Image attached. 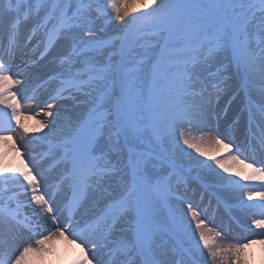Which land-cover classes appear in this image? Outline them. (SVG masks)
Instances as JSON below:
<instances>
[{
    "label": "snow or ice",
    "instance_id": "6c2138e0",
    "mask_svg": "<svg viewBox=\"0 0 264 264\" xmlns=\"http://www.w3.org/2000/svg\"><path fill=\"white\" fill-rule=\"evenodd\" d=\"M135 5L0 0V140L13 141L18 97L49 118L31 166L19 148L17 166L0 163V264L60 238L79 248L73 264H208L264 245V0ZM192 131L250 173L193 156L208 154ZM210 189L244 242L206 235Z\"/></svg>",
    "mask_w": 264,
    "mask_h": 264
},
{
    "label": "bare ground",
    "instance_id": "6f19581e",
    "mask_svg": "<svg viewBox=\"0 0 264 264\" xmlns=\"http://www.w3.org/2000/svg\"><path fill=\"white\" fill-rule=\"evenodd\" d=\"M117 3L120 2V0H116ZM109 3H111V0H109ZM129 4L130 7H135V0H129ZM108 34L109 35H115V30L113 28H108ZM51 57H49L50 59ZM47 63V60L42 61L41 64ZM26 100V99H23ZM12 102V101H10ZM4 105H0V108H3ZM65 108H69L71 107V102H67L64 105ZM25 108H26V112L28 113V111H30L29 114L24 115V117L22 118V121L20 123V126L18 128V130L14 133H12V137H18L20 140V144H21V148L27 152L31 151L32 149H35L37 146L39 147V145L36 143V141H32L31 136H37L34 132H41V128H40V123L41 121L36 120V116H38V118L44 121V118H48L46 116H44L43 112L40 111L39 108H37L36 104L33 101H30L29 103L25 104ZM29 109V110H28ZM237 113L235 112H230L229 113V120L235 118V115ZM32 115L35 116V118L32 117ZM49 119V118H48ZM23 125V127L25 129L28 130V138L25 139L23 137V135L19 132L20 131V127ZM41 129V130H40ZM35 130V131H34ZM19 132V133H18ZM34 133V134H32ZM201 133L197 132V131H192L190 133V137L192 138L194 143L199 144L200 148L202 149V151L206 152V153H211L215 150H219L220 148L223 147H217L214 146L213 144L209 143L207 139H205L203 142H201ZM238 135L240 136V138L242 137V128L240 125V130L238 132ZM15 139V138H14ZM242 139V138H241ZM13 143H11V141L9 140H0V163H3L8 159L6 157V154H12L14 149H16V147L14 148ZM189 152L192 153L193 156L198 157L199 159H201L203 156H200L199 153H197L194 149H188ZM232 153L235 154V147L233 149H231ZM15 152V151H14ZM221 152H224V157L220 159V161L224 164H226L227 166H230L231 171L228 173H224L223 169H220L218 167V165H216L215 163H213V167L216 168V171L220 172L222 175L224 176H228V177H233L235 176V172L236 171H241L244 173H250V169H246L244 167L243 164L239 163V162H233L229 156V150L226 149H221ZM27 157H31L33 158L34 156L31 155V152H29L28 154H26ZM258 161L262 158L261 155L259 153H257L256 157H255ZM12 160V157H11ZM18 158L14 161L13 165L17 162ZM250 161V160H249ZM51 162V161H50ZM251 162V161H250ZM6 165L9 162H5ZM47 164V161L45 162ZM8 166H10V164H8ZM45 168V172L46 175L48 176V178H51L55 175H57V173L59 172V169L56 170H52V171H48L46 170L45 164L43 165V170ZM57 178V176H56ZM56 180V179H55ZM196 203H200L199 198L195 197L194 198ZM259 198H255V200L253 202L258 201ZM202 208H206L208 207L207 204V198L206 200L201 204ZM210 209L208 208V212H207V217L209 218L210 222L209 223H214V213H212V211H210ZM217 220V219H215ZM215 225H218V228H215L211 225H207V228H205V233L206 235H208L210 241H216L218 245L221 246H228L231 244H234L235 241L234 240H238L240 241V239L236 238V236L233 234V232H230V229L228 230V228L226 227L227 225L223 222H215ZM229 224V222H228ZM194 227V224H193ZM214 229L213 231H208V229ZM260 230H257V232ZM216 232H220L221 235L217 236ZM230 232V233H229ZM226 234V235H225ZM246 235H243L240 238H245ZM197 238L198 234H197ZM59 241L60 242V248H65L67 251L70 250V248H72V244L69 243L68 241L64 240L63 238L57 239L54 242ZM53 242V243H54ZM203 247V245H201ZM45 247H52L51 244L46 243ZM52 250H58L57 246L55 245L54 247H52ZM205 254L207 253V250L205 249ZM56 252V251H55ZM41 255H43V253H32L30 254L28 257L25 258V264H28L29 261L34 260V259H38ZM223 255L225 257H227L226 259L220 260L218 259L217 261L213 262L210 258L208 259V264H246L247 262L249 264H252L253 262H255L254 264H264V245L261 244H253L250 247H248L247 249H244L241 254H240V259L237 260L232 253H223ZM46 258H48V255L46 256ZM58 261H60V257L57 256L54 260V264H56Z\"/></svg>",
    "mask_w": 264,
    "mask_h": 264
},
{
    "label": "rangeland",
    "instance_id": "374dc122",
    "mask_svg": "<svg viewBox=\"0 0 264 264\" xmlns=\"http://www.w3.org/2000/svg\"><path fill=\"white\" fill-rule=\"evenodd\" d=\"M113 23H115V22H113ZM20 100H21V106H22V113H24V107H25V104H26V102L28 101V99H26V100H23L22 98H20V97H18ZM12 102H14V101H12ZM29 110V109H28ZM28 113H30V111L28 112ZM48 118H44V121L45 120H47ZM36 120H38V121H43V120H40L37 116H36ZM21 129H20V133L23 135V137L25 138V139H27L28 138V132H27V134H25L24 133V127H23V125H22V127H20ZM242 128H244V123H243V125H242ZM42 129V130H41ZM40 130H41V132H34L37 136L36 137H43L44 135H45V133H47L48 132V128H41ZM242 130H244V129H242ZM18 132V133H19ZM243 132V131H242ZM34 133H32V134H34ZM15 138V139H14ZM13 138V141L15 142V145H16V148H19L20 149V152L23 154V158H24V160H25V162H28L29 164H30V166H31V157L30 158H25L24 157V155H26V154H28L29 152H31V155L32 156H34V157H37L38 158V155H39V153H41L42 151H45L44 150V148H46V146L45 145H42V144H40L38 141H36V140H33L32 138V136H31V139L33 140V141H36V143L37 144H39V147L37 146L35 149H32L31 151H29V152H27V151H25V150H23L22 148H21V144H20V140H19V138L16 136V137H14ZM13 141H11V143H13ZM13 145V144H12ZM221 149H223V148H220L219 150H215V151H213V152H209V153H207L208 155L207 156H203L201 159L202 160H206L207 158H210L211 156H215V155H217L220 151H221ZM15 151V152H14ZM14 151H13V153L12 154H6V157L8 158L5 162H9L8 164H10V166L9 167H15V166H17L18 164H19V158L16 156V149H14ZM11 157H12V160H11ZM18 158V160H17V162L13 165V163H14V161L16 160ZM48 163L51 161V160H46ZM4 162V164H6ZM7 164V165H8ZM45 164V163H44ZM45 167H48V164H45ZM47 169V168H46ZM44 170H45V168H44ZM57 175H58V173H57ZM57 175H55V176H53V177H51V178H49V181L50 182H54V179H56V176ZM230 178H232V179H236V178H239V177H236V176H233V177H230ZM204 198H206V197H204ZM216 219L218 220V221H221V218L220 217H218V216H216ZM208 220V222L210 221L209 220V218L207 219ZM214 222H216V221H214ZM222 222V221H221ZM209 224V223H208ZM49 244H51L52 245V247H54L55 245L57 246V248H58V250H55V251H53L52 250V247H50V248H48V247H45L46 249H47V251L46 252H44L43 253V255H41L38 259H34V260H31V261H29L28 262V264H52V262H53V258L55 257H57V256H59L60 257V261H58L57 262V264H64L66 261H68L69 259H70V257H75L76 256V254L78 253L79 254V252H80V250H79V248L77 247V246H75V248H74V245H72V248H70V250H66L65 248H60L59 246H60V242L59 241H56V242H49ZM48 255V258H46V256ZM54 264V263H53ZM246 264H249L248 262L246 263Z\"/></svg>",
    "mask_w": 264,
    "mask_h": 264
}]
</instances>
